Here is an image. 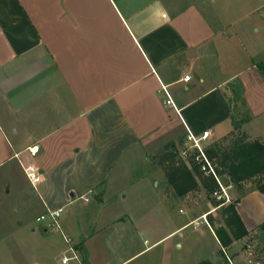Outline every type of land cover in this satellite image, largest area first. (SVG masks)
I'll return each mask as SVG.
<instances>
[{"label": "crops", "instance_id": "obj_1", "mask_svg": "<svg viewBox=\"0 0 264 264\" xmlns=\"http://www.w3.org/2000/svg\"><path fill=\"white\" fill-rule=\"evenodd\" d=\"M262 56L264 26L222 23L189 0H0V223L15 246L6 264H63L70 248L78 260L66 264H230L224 253L264 264L257 186L230 191L247 234L227 247L216 237L224 220H214L227 206L175 216L157 181L146 183L159 196L149 217L107 213L158 141L180 159L188 133L209 131L206 150L235 132L264 146ZM29 165L41 176L34 187ZM24 189L41 209L26 225L13 195ZM50 210H61L62 233L37 221ZM129 229L139 244L125 253Z\"/></svg>", "mask_w": 264, "mask_h": 264}, {"label": "rangeland", "instance_id": "obj_2", "mask_svg": "<svg viewBox=\"0 0 264 264\" xmlns=\"http://www.w3.org/2000/svg\"><path fill=\"white\" fill-rule=\"evenodd\" d=\"M192 2L197 3L203 11L209 16V18H213L214 15H217L218 18L222 21V23H233L238 22L240 25L242 24H252L255 27H262L264 26V22L259 18L261 14V8H264V0H189ZM258 10L259 13L257 12ZM245 16H247V21L245 20ZM264 59V56H262ZM264 68V66H262ZM243 137L241 136L240 132H235L231 137H229L226 141L221 143L220 147L222 149H229L233 147V145L242 140ZM244 140V139H243ZM185 145L182 146V149L185 148ZM178 148L175 151H171L169 146H166V143L163 141H158L157 143L152 144L149 147L145 157L146 161L142 160L141 165L143 166L141 170L137 169L138 171L133 174L132 177L127 179V186L124 188L119 194L117 195V200L120 202V206L112 207L111 211L107 213H115L116 211H122L124 214L128 216L135 217H142L148 216L153 214L154 211L159 210V207H154L159 202V196L167 195L171 204L173 203V214L175 216H179L180 214L184 216H190L191 211H202L204 210L203 207L205 203L210 201L213 207L221 205L224 201V194L220 190L218 184L217 187L211 193H206L205 190L202 188L201 183L202 180H207L210 178L199 171H194V165L191 164L190 161L183 162L182 159L178 156ZM181 150V148H180ZM134 167H138L134 165ZM146 169L153 170L152 174H147L142 178L140 174L143 173ZM177 168H185L192 173L193 179L197 183V187L191 191L185 192L180 194L177 188H175V184L181 183V178L179 176L180 171H177ZM223 183V180L228 181L226 176H222L220 178ZM157 181L162 189L159 190V196L153 189H149L146 187L147 184H152L153 182ZM261 183V179L258 177L248 180L246 182L247 186L237 184L234 186L231 184L229 190L225 189L230 202H226L221 206H229L233 204V199H231V190L236 192V194L244 193L249 189L257 186ZM167 185V186H166ZM14 205H17V201H22L20 211H16L17 208L14 207L15 211L18 213L23 212L21 214L23 216V225H26V221L29 219L34 218L35 216L39 215L41 212L40 206L34 200V195H31L29 190H21L18 192H14ZM33 196V197H32ZM221 196V198H220ZM184 201V202H182ZM177 202V203H176ZM159 205V204H158ZM178 205V206H177ZM6 205L4 206V208ZM179 209L182 213H179ZM207 209V208H206ZM115 211V212H114ZM222 219L224 220L223 213L218 211L214 214V220L222 225ZM128 224V223H127ZM126 224V225H127ZM16 226V224H14ZM193 228L189 229L188 231L192 230ZM162 231V232H161ZM159 233H163L164 230L161 229ZM130 234L127 235L125 239V253L130 252L134 247L138 246V237H135L134 231L129 229ZM10 236V229L5 227L3 223H0V264H6L8 259L6 249L9 250V245L13 241L9 238ZM146 239L149 241L150 236L148 231L143 232V236H141L140 244H142L143 240ZM205 246H207L210 250H216L215 243L212 239L205 238ZM12 247H15L14 245ZM261 248L264 250V240H260V244L255 247V251ZM12 255V254H11ZM180 257V255H179ZM17 259V256H15ZM20 263V261H19Z\"/></svg>", "mask_w": 264, "mask_h": 264}, {"label": "trees", "instance_id": "obj_3", "mask_svg": "<svg viewBox=\"0 0 264 264\" xmlns=\"http://www.w3.org/2000/svg\"><path fill=\"white\" fill-rule=\"evenodd\" d=\"M208 157L215 165L216 174L219 180L222 176H226L228 181L223 180L221 184L224 186L240 184L246 180L264 176V146L257 141L246 142L243 139L236 142L229 149H222L219 144H213L206 150ZM180 171L181 183L175 184V188L180 194L191 191L197 187L196 181L192 177V173L185 168H177ZM198 171L194 167V171ZM202 188L206 193H211L217 187L216 181L210 177L202 180ZM260 192H264V183L257 185ZM226 218L224 225L228 229L220 228L216 231V237L222 247L229 246L233 240L244 237L245 231L239 217L237 216L234 205L225 208ZM197 264H213L209 260H203Z\"/></svg>", "mask_w": 264, "mask_h": 264}, {"label": "built area", "instance_id": "obj_4", "mask_svg": "<svg viewBox=\"0 0 264 264\" xmlns=\"http://www.w3.org/2000/svg\"><path fill=\"white\" fill-rule=\"evenodd\" d=\"M186 79H188V77H186ZM163 90L165 91V88H163ZM165 94L167 97L166 104L171 105L175 109L173 101L171 100L170 96L168 95L166 91H165ZM209 137H210L209 131L203 132L199 137H196L192 135L191 133H188L186 145H185V148L181 150L180 157L182 158V160L190 161L191 164H193L200 173L206 176L212 177L216 181L220 190L224 194V198H223L224 201L222 202V204H224L226 202H230V199L227 193L225 192L224 187L220 184L219 179L216 174L215 165L208 157L206 148L203 146L204 142L207 141ZM31 154L34 155V152L31 151ZM23 171H24L26 179L33 187L40 182L41 176L39 174L38 169L35 166L29 165L25 167ZM221 205H218V206H221ZM60 212L61 210L47 211L46 214L38 217L37 221L46 222L48 226L56 228L62 233V230L58 224V217L60 215ZM205 217H206L205 215L202 216L203 220L205 219ZM205 223L207 226H209L206 220H205ZM64 240L67 243L70 242L68 238L64 237ZM70 251L72 254L71 258H63L62 260L63 264H66L70 260H75V261L78 260L76 254L71 248H70ZM224 254H225L227 262L231 264L229 257L226 255V253ZM256 264H259V263H256Z\"/></svg>", "mask_w": 264, "mask_h": 264}]
</instances>
